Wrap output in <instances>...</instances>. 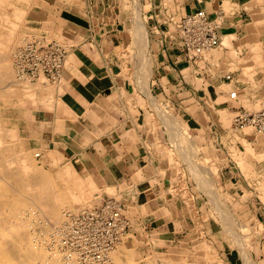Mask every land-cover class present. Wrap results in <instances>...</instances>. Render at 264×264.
<instances>
[{
    "label": "crops",
    "instance_id": "1",
    "mask_svg": "<svg viewBox=\"0 0 264 264\" xmlns=\"http://www.w3.org/2000/svg\"><path fill=\"white\" fill-rule=\"evenodd\" d=\"M64 1L51 12L59 15L55 24L70 31L72 42L80 43L62 69L55 91L59 108L45 109V117L36 119L38 124L31 129L36 145L79 159L99 182L101 199L112 197L124 207H142L138 210L145 214L140 222L146 227L155 223L152 229L157 233L181 229L182 234L174 235L179 240L191 235L189 214L182 210L179 217L167 220L158 214L169 199L175 204L181 201L171 188L184 191L197 208L194 221L210 233L224 263L245 264L242 249L229 242L224 231L216 230L219 220L211 198L221 205L229 201L226 205L237 208L248 228L247 255L264 260V141L244 134L233 122L240 108L264 109V0ZM200 9L220 18L219 45L209 50L210 55L192 60L182 50L179 26L183 16ZM136 17L147 31L143 46L150 73L145 92L134 82L137 76L126 71V57L120 52L138 30ZM162 95L187 123L189 133L193 130L191 140L178 127L183 139L176 125L166 124L182 138L175 144L183 146V155L170 145V135L160 131L163 123L152 118V103ZM162 111L158 115L166 122ZM244 143L252 150L241 155L238 148L245 149ZM177 157L181 163H176ZM192 159V165L199 167L195 177ZM222 194L231 198L221 200Z\"/></svg>",
    "mask_w": 264,
    "mask_h": 264
},
{
    "label": "rangeland",
    "instance_id": "2",
    "mask_svg": "<svg viewBox=\"0 0 264 264\" xmlns=\"http://www.w3.org/2000/svg\"><path fill=\"white\" fill-rule=\"evenodd\" d=\"M62 1L63 0H7V3L3 7L4 9L0 8L1 9V11H0L1 15H3L2 10H4L3 12H6V13H4L5 16L7 17L6 19H8L12 22L18 23L17 30L20 31V33L22 34V37L19 39L21 41H19V40H18V42L15 41L16 38L11 40V42H17V43L13 46V48H10L11 50H9V52H8L9 53L8 55H10V56H8V59L10 61V67H11L12 71L14 70L13 72H15V71H17L18 73L20 72L19 75H18V73H16V79L18 78L17 80L20 82L18 83V85L17 84L14 85V88H13V90H11V92L6 93L7 96H4L2 99H0V116H1V122L4 124V127L14 128L16 130V132L19 134L18 135L19 137H17V139L15 138V140H14L15 153H17L19 155L21 153H25V152L28 153L32 157V159L36 162L37 167L39 169L46 170L49 173H52V175L56 179V182L58 183V185L60 187H62L65 191L71 190V189L77 190L75 188L78 187V184L76 183V181H78V179H79L78 177H80V179H79L80 181H82L84 179V177H85V179H88L87 182H85L86 180L84 181L86 183V185L85 184L81 185L82 187L79 185L78 192L80 195L77 193V191H75V193L78 194L76 196L77 198L75 197L73 199H70V201L72 202L71 205H67L66 207H64V209H62V213L63 214L65 213L62 216V218H64L67 211H70V210L78 211V210H82V209H87V208H91V207L95 206L96 204H98L102 200L100 197V195H101L100 184H99V182H97L93 178L92 175L89 174L91 176V179H92L90 181H91V183H92V181L95 182V183H93L95 186L93 184H91L92 186L89 185L90 176L87 174L86 168L84 166H82L79 159H74V158L68 157L65 155L66 153L64 151L57 150L56 148L49 147V148L44 149V148H40L39 146L36 145L34 135L31 132V129L35 125L37 126L38 122H36V119H39L40 116L45 117V114L47 113L45 109H53V108H55V106L57 108H59V105H60L59 103L61 101H60V99L57 96V93L55 91L58 92L57 88H58L59 82L61 80L62 70L56 78L51 77L48 72L43 71V70H39L37 73H32L31 72V68H32L31 66L26 65L25 69H24L23 64H22V59H24V60L28 59V61L30 63H32V61L29 60L30 56H28L26 58H22L21 52H20L22 49L25 48V49H28V50H25V52L27 51V53L29 54L30 53V52H28V51H30L29 49L37 48L38 44H40L41 47L45 46V48L47 46H50V45H58L65 52V57L63 59V66H65V61H67L70 58L71 54L73 53V49L80 42H72L68 38L70 35V31H65L64 29H62L61 24H60L61 26L55 24L56 22L58 23V21L60 22L59 15H56V14L51 13V12L56 11V7H60L62 5ZM64 2H69V0H65ZM9 4L11 6H9ZM15 8H17L20 11L22 10V12H24L22 19H16V17H15L16 15L14 14ZM135 10H136V8H135ZM134 15H136V14H134ZM133 16H132V19H133ZM1 18H2V16H0V19ZM5 22L1 21V24H4V26H0V27H1V31H3V35H4L3 40L8 41L6 36L9 33L8 31H10L11 27L8 25L9 23H5ZM129 26L132 28V25H129ZM8 27H9V29H8ZM145 32L147 33L146 30H143V34ZM139 33H142V32L141 31L138 32L137 30L134 29V34H133V37L131 39V42H129V45L125 47L126 49L122 48L120 52L123 53L122 55L124 57H126V59H125L126 71L131 76L135 75L134 78L137 76L135 78L134 82H137L139 87L142 90H144V92H145L147 90L146 88L149 87V85H148V83H149L148 74H147L146 78L144 77L142 80L141 79L142 74L145 73V71L142 70L141 71L142 73H141L139 70H140V67L143 66V69H145V67H146L145 65H147V66L149 65V71H150V59H149L147 53H145V51H144L145 47L142 45L144 42V39L140 40V37H138ZM140 35H142V34H140ZM32 36H33V38H32ZM23 40L26 42V44ZM27 40H28V42H27ZM139 41H143V42H139ZM19 42H20V44H18ZM39 42H41V43H39ZM140 43H142V44L140 45ZM29 46H33V47H29ZM14 50H15V52H14ZM140 51L141 52L143 51V54L144 53L145 54L144 55L141 54ZM206 54L210 55L209 51L206 52ZM14 55H16V56H14ZM145 55H147V56H145ZM17 57H19V59ZM20 69L24 74L26 73L25 75L22 74L24 76V78L21 75V71H18ZM62 69H63V67H62ZM138 78H139V80H138ZM45 80H46V83L40 82V81L45 82ZM37 81H38V83H37ZM142 81H143V83H145L144 84L145 87H144V85L140 84V82H142ZM24 82H26V83H24ZM28 82H30V83H28ZM35 86H39V87H35ZM155 101H156V103H152V102H150V100L144 99V103L148 102V103L153 104L154 109L151 111V114H152V118H154L155 122L158 120L159 123L164 124V125L162 124V127L160 124V127H159L160 131L163 134H169L170 135L171 142H173L170 145L171 146L174 145L176 147V149L178 148L177 150L179 152L181 151L180 154L183 155L182 154V152H183L182 147L183 146L181 148H179L178 145L176 146V144H175V143H180L181 140L179 141V138H177L178 136H174V134L171 133L170 128L167 126L168 124L166 122H168L170 120L164 118V120L166 121V122H164L159 117L160 115H158V112H159L158 108H161V109L163 108V110H164L163 112H165L164 114H166L167 116L169 115L170 118H172L171 117L172 114L174 115V117H177V119L179 120V123L181 122L182 124L180 123L181 125H179L176 123V125H178L179 127L181 126V132H183L184 135L190 134V136L193 138V134H194L193 130H191L189 133L187 123L184 122L182 117L179 114H177V112L175 111V109L172 106H170L171 103H169L163 95L160 96L159 98L156 97ZM257 110H259V109H257ZM56 114H58V115L60 114L59 109L57 110ZM31 122L33 123L32 125H31ZM176 130L178 131V128H176ZM242 130L244 131L243 132L244 134H247V135L248 134H255V136L257 137V139L259 141H264V132L258 131L253 126L248 125V126L242 128ZM254 130H257V133H254ZM179 136H181V134H179ZM7 140H8V138H7ZM244 145L246 147L245 149L243 146L241 148H238V150H240L241 155L243 154L241 151H251L252 150L250 148L251 147L250 145H246V143H244ZM190 150H191L190 155L193 156V152H195V151H193V150H195L193 144H191ZM198 150H200V149H198ZM202 150H205L206 152H208L206 148H204ZM19 151H20V153H18ZM166 154H167V152H166ZM53 155H54V157H53ZM261 156H264V155H261ZM57 158H58V160H57ZM184 158L186 159V158H188V156L184 157ZM174 160L176 161V163H178V162L181 163V160H179L178 157H177V159H174ZM168 161H170L169 158H168ZM171 161L173 162V160H171ZM240 161L245 162V159L242 160L240 158ZM192 164H193V161L191 160V165ZM241 164H242V166H246L243 162ZM195 166L196 165H194V167ZM195 168L198 169L197 166ZM62 172H64L65 174ZM68 173H69V175H68ZM70 173H71V175H70ZM198 173L199 172H197V174ZM79 174H80V176H79ZM73 175L74 176L78 175V176L74 178ZM61 176H67L68 178H66V180H64V178H62ZM197 180H199V178ZM73 181H74V184H73ZM96 184H97V186H96ZM74 185H75V188H74ZM87 185L89 186V188H87ZM67 186H70L69 187L70 189H68ZM93 186H94V188L91 189V187H93ZM95 187H98V188H95ZM88 189H89V191H88ZM175 189H176V187L175 188L173 187L170 190V192H173V194H175V198L181 197L182 198L181 201H179L175 204V202L173 200L169 199L167 201V203H168L167 206L161 208L160 214H158V215L160 217H162L163 219L167 220L168 218L177 217L178 214H180L179 211H182V210L185 211L186 213L189 214V217L191 219V222L189 224V225H191V227L189 228V230L191 231V235H189V236L187 235V237L185 239L179 240L175 236L178 234H182V231H181V229H179V231L174 230L173 227L170 228V230H169L170 233H168V232L157 233L156 232L157 230L155 228L152 229V227H154L155 223L149 224V226L146 227L145 224L142 223L143 221L140 222V218L142 219V216H144V214H145L144 210L142 212L140 211L142 207H139V208H137L135 206L124 207V210L126 211L130 220H132L131 221V228H130L128 234L134 235V237H133L134 242H133V244H131V246L128 250V252L129 251L130 252L128 253L127 250H124L123 248L120 247V244L123 242V241H121L116 246L115 251L113 252L112 255L117 253L118 256L121 257V259L120 258L119 259L122 262L124 261L123 263H125L127 261V263H125V264L132 263V261H130V259H133V261L135 260L134 261L135 263H136V261H138L137 264H225L224 261L222 260V254H220L219 249L214 244V242H215L214 239L209 236L210 233L209 232L207 233V231L205 232V230L202 228L203 224L194 221V220H196V218H198L196 216L197 208H196V206H194L193 201L191 199V196H189L188 194L186 195L184 193V191H182V190H181L182 191V194H181L180 190H175ZM86 190H87V192H86ZM89 192L92 195L87 194ZM82 193H83V196H82ZM85 193L87 195H89V198H87V195L85 196ZM90 195H91V197H90ZM97 195H98V197H97ZM79 197H81V198H79ZM170 198H173V197H170ZM221 198H220L221 200L230 199L231 196L229 194H226V195L222 194ZM188 199H190V200H188ZM218 201H220V200L218 199ZM181 202L182 203L184 202V204H181ZM216 202L217 201H215L214 199L211 200L212 209L216 215V218L219 220L218 221L219 224L216 223V225H217L216 230L220 229V230L224 231L229 236V242L231 241V242H233V244L238 245L240 248H242V251H243L242 254L244 255V252H246L245 255H247V252L249 250V247H248L249 239H247L245 235L248 232V228L244 225L245 223L241 221V217L236 213L237 208L232 207V205H226L229 202L227 200H224L222 202V204L225 203V205H221V204H218ZM216 206H217V208H216ZM138 209H140V210H138ZM173 212L174 213L178 212V213L173 214ZM30 218L32 219V223L34 224V226L32 228H30L29 232L34 233L33 234L35 236L34 242H37L36 239L37 238L39 239V237L41 238V236L43 235V232H45V230H42V229H44L42 227V223L45 222V219L43 216L38 215V214H32V216ZM42 221H44V222H42ZM232 223H234V224H232ZM61 224H60V227H61ZM170 224H172V226L174 225L173 223H170ZM178 225H180L179 228H181L182 224H177V226ZM186 225L187 224H185V226ZM231 225H232V227H231ZM34 230H35V232H34ZM55 231L56 230L52 229L49 232L51 234V235L49 234V236H51L49 238L50 240L48 239L47 242L45 241L41 244V245H43L45 243L44 247L49 252L57 249L56 248V246H57L56 241H58L59 233L55 232ZM174 231H177V232L175 233ZM39 233L42 235H40ZM159 237H161L163 239H161ZM181 238H183V237H181ZM205 241H207V242H205ZM206 244H208V247ZM54 246H55V248H54ZM131 250H134V252ZM116 251H118V252H116ZM119 251H121V252L119 253ZM129 254H130V257H129L130 259L128 258ZM245 255L243 256V258H245V261L247 258H249V259H247L248 261L245 262L246 264L248 262H250V264H264V260H261V259L257 260L254 257H251V255H249V256L247 255L248 257L247 256L245 257ZM125 259H127V260H125Z\"/></svg>",
    "mask_w": 264,
    "mask_h": 264
},
{
    "label": "bare ground",
    "instance_id": "3",
    "mask_svg": "<svg viewBox=\"0 0 264 264\" xmlns=\"http://www.w3.org/2000/svg\"><path fill=\"white\" fill-rule=\"evenodd\" d=\"M7 3V0H0V8H3L5 4ZM10 3V2H9ZM9 6H11L9 4ZM138 7V6H137ZM4 9V8H3ZM1 11V9H0ZM2 10L3 15L0 19V26H4V24H1L2 22L9 23L8 25L11 27L9 33L7 34L8 41H4V35L3 31H1L0 27V99H2L4 96H7V92H11L13 90L14 85L20 82L16 79V73L17 71L13 72L10 67V61L8 59L9 50L10 48H13V46L18 42V40L22 37V34L20 31L17 30L18 23L12 22L5 16ZM16 19H22L24 12L22 10H18L15 8ZM136 26L137 31L142 32L138 34V37H140V40L144 39V42H147V33L144 35L143 30H146L145 26L143 25V21L140 17H136ZM7 27V26H6ZM9 29V27H8ZM142 34V35H140ZM14 37V38H13ZM25 37V36H24ZM28 37V36H27ZM11 38V39H10ZM16 38V39H15ZM33 38V36H32ZM15 39L17 42H11V40ZM24 39V38H23ZM26 39V38H25ZM28 39V38H27ZM139 39V38H138ZM21 41V40H19ZM24 41V40H23ZM25 42V41H24ZM28 42V40H27ZM143 42V41H139ZM143 42V43H144ZM20 44V42L18 43ZM26 44V42H25ZM142 43H140L141 45ZM143 45V44H142ZM146 45H144L145 47ZM143 47V48H144ZM15 49V48H14ZM126 49V48H125ZM132 49V48H131ZM142 49V48H141ZM147 48L144 49L146 51ZM143 50V49H142ZM20 51V50H19ZM119 51V50H118ZM124 51V50H123ZM15 52V50H14ZM21 52V51H20ZM126 52V51H125ZM141 52V51H140ZM19 54V53H18ZM123 54V53H121ZM143 54V51L141 52ZM145 54V53H144ZM143 54V55H144ZM20 55V54H19ZM125 55V54H124ZM132 55V54H131ZM16 56V55H14ZM147 56V55H145ZM19 59V57H17ZM22 59V58H21ZM138 61V60H137ZM136 61V62H137ZM14 63V62H13ZM147 63V62H146ZM141 65V64H140ZM145 65V64H144ZM145 69H143V66L140 67V72L143 70L145 73H143V76L149 74V66L145 65ZM18 69V68H17ZM126 69V68H125ZM135 70V69H134ZM18 71H21L18 70ZM125 71V70H124ZM131 71V70H130ZM148 72V73H147ZM20 73V72H19ZM18 73V75H19ZM142 73V72H141ZM25 75L21 71V75ZM132 74V73H131ZM22 75V76H23ZM43 76V75H42ZM19 77V76H18ZM29 77V76H28ZM46 77V76H45ZM24 78V76H23ZM144 77L141 79L143 80ZM30 79V78H29ZM45 79V78H44ZM149 79V78H148ZM147 79V80H148ZM41 80V79H40ZM39 81V80H38ZM37 81V83H38ZM50 81V80H49ZM48 81V82H49ZM23 82V81H22ZM41 83H46L44 81H40ZM26 83V82H24ZM30 83V82H28ZM36 83V82H35ZM36 83V84H37ZM142 85L145 84L143 81L141 82ZM32 84V83H31ZM33 85V84H32ZM40 85V84H39ZM26 86V85H25ZM45 86V85H44ZM133 86V85H132ZM145 86V85H144ZM28 87V86H27ZM39 87V86H35ZM31 88V87H30ZM147 89V88H146ZM149 90V89H148ZM149 93V92H148ZM147 93V94H148ZM13 95V94H12ZM156 98V97H155ZM32 99V98H31ZM147 99V98H146ZM156 105V104H155ZM161 108H158V111L160 112ZM163 110V108L161 109ZM157 111V112H158ZM163 112V111H162ZM161 116H164V118L170 120L167 122L168 125H181L177 119H173L174 115L171 116L173 118H170L169 115L163 113ZM159 114V113H158ZM161 118V117H160ZM177 126V127H176ZM175 128H178L179 126L176 125ZM180 128V127H179ZM178 128V130H179ZM163 129V128H162ZM169 131V130H168ZM173 132V131H172ZM177 134V132H176ZM175 134V136H176ZM178 134L179 131H178ZM19 134L16 132L14 128H6L4 127V124L1 122V116H0V264H64L63 260L61 258L60 253L58 250L53 251H47V249L44 247L45 243L41 245L43 242H47V240L51 237L49 236V232L53 229L56 230L55 232L60 233L62 231V225H64V222L66 220V215L64 218L62 216L65 214L62 213V209L66 207L67 205H71L70 199L75 198L79 192L78 187L79 185H86L85 182H87L88 179H84L80 181V177H78V181L76 183L78 184V187L74 188L77 190H67L65 191L62 187L58 185L56 182V179L52 175V173H49L46 170L39 169L36 165V162L32 159V157L28 153H21L20 155L15 153L14 149V140ZM184 135V134H183ZM169 136V135H167ZM178 136V135H177ZM179 137V136H178ZM181 137H183L181 135ZM186 137V136H185ZM8 138V140H7ZM10 138V139H9ZM182 139V138H180ZM179 139V141H180ZM184 139V137H183ZM190 139V138H189ZM192 139V137H191ZM188 140V139H187ZM192 142V141H191ZM182 143V142H181ZM193 144V143H192ZM178 144H176L177 146ZM194 145V144H193ZM148 146V145H147ZM195 146V145H194ZM175 149V148H174ZM248 149V148H247ZM23 151V150H22ZM53 151V150H52ZM55 151V150H54ZM191 151V150H190ZM195 151V150H193ZM24 152V151H23ZM49 152V151H48ZM170 153H173V151L170 149ZM181 152V151H180ZM185 152V151H184ZM20 153V151L18 152ZM169 153V154H170ZM50 154V153H49ZM168 154V153H167ZM174 154V153H173ZM186 154V153H185ZM188 154V153H187ZM186 154V155H187ZM235 154V153H234ZM190 155V154H189ZM188 155V156H189ZM169 156V155H168ZM171 156V155H170ZM175 157V154L173 155ZM191 156V155H190ZM36 157V156H35ZM54 157V155H53ZM173 157V158H174ZM193 157V156H192ZM62 158V157H61ZM171 158V157H170ZM169 158V159H170ZM244 158V157H243ZM53 160V159H52ZM58 160V158H57ZM243 160V159H242ZM179 161V160H178ZM177 161V162H178ZM193 161V159H192ZM186 162V161H185ZM188 164H190L188 162ZM59 165V164H58ZM248 166V165H247ZM190 167V165H189ZM201 167V166H200ZM66 168V167H65ZM194 177L197 176L198 169L191 165ZM194 168V169H193ZM199 168V167H198ZM206 168V167H205ZM93 170V169H92ZM50 171V170H49ZM87 171V170H86ZM85 171V172H86ZM91 171V170H90ZM201 172V171H200ZM208 172V171H207ZM205 172V173H207ZM58 173V172H57ZM64 173V172H62ZM83 173V172H82ZM180 173V172H179ZM65 174V173H64ZM196 174V175H195ZM202 174V173H201ZM208 174V173H207ZM206 174V175H207ZM210 174V173H209ZM69 175V173H68ZM71 175V173H70ZM84 175V174H83ZM89 175V174H88ZM106 175V174H105ZM203 175V174H202ZM74 176V175H73ZM78 175L74 176L77 177ZM80 176V174H79ZM90 176V175H89ZM66 180L68 178L67 176H61ZM60 177V178H61ZM95 177V176H93ZM97 177V176H96ZM106 177V176H105ZM205 177V174H204ZM209 177V175H207ZM199 178V176H198ZM196 177V179H198ZM206 178V177H205ZM71 179V178H70ZM95 179V178H94ZM111 179V178H110ZM210 180V178H208ZM86 180V181H85ZM92 180L91 176L89 178V181ZM202 180V179H201ZM85 181V182H84ZM88 181V182H89ZM97 181V179H96ZM107 181V180H106ZM105 181V182H106ZM71 182V181H70ZM98 182V181H97ZM180 182V181H179ZM72 183V182H71ZM95 182L91 181L89 182V185L93 184ZM109 183V182H108ZM197 183V182H196ZM206 183V182H205ZM210 183V182H208ZM74 184V181H73ZM106 184V183H105ZM199 184V182H198ZM94 185V184H93ZM205 185V184H204ZM92 186V185H91ZM95 186V185H94ZM91 187L92 188H94ZM97 186V184H96ZM110 186V185H109ZM175 186V185H174ZM180 186V185H179ZM182 186V185H181ZM207 186V185H206ZM212 186V185H211ZM70 186H67L68 189ZM82 187V186H81ZM80 187V188H81ZM86 187V186H85ZM102 187V186H101ZM199 187V186H198ZM201 187V185H200ZM205 187V186H204ZM72 188V187H71ZM79 188V189H80ZM87 188L89 186L87 185ZM98 188V187H95ZM105 188V187H103ZM112 188V187H111ZM109 188V189H111ZM208 188H210L208 186ZM247 188V187H246ZM107 189V188H106ZM108 189V190H109ZM114 190V188H112ZM111 189V190H112ZM172 189V188H171ZM105 190V189H104ZM176 190V189H175ZM208 190V189H207ZM77 191L78 194L75 193ZM89 191V189H88ZM107 191V190H105ZM87 192V190H86ZM81 193V192H80ZM93 193V192H92ZM173 193V192H172ZM178 193V192H177ZM180 193L182 194V191L180 190ZM87 194H91L90 192ZM85 193V196L87 195ZM184 194V193H183ZM186 194V193H185ZM80 195V194H79ZM92 195V194H91ZM90 195V197H91ZM83 196V193H82ZM243 196V194H242ZM98 197V195H97ZM212 197V196H211ZM77 198V197H76ZM81 198V197H79ZM87 198H89V195H87ZM186 198V197H185ZM214 198V197H213ZM190 200V199H188ZM212 200V199H211ZM217 201L216 203H218ZM223 202V201H222ZM84 203V202H83ZM141 204V203H140ZM221 204V203H220ZM218 205V204H217ZM217 208V206H216ZM215 208V209H216ZM219 208V207H218ZM225 208V207H224ZM194 209V208H193ZM195 210V209H194ZM218 210V209H217ZM221 211V210H220ZM219 211V212H220ZM224 213V212H223ZM32 214H38L44 217L45 222L42 223V227L45 230L43 232V235L39 239L37 238V242H34V233H30L29 230L34 226L32 223V219L30 218ZM233 215V214H232ZM37 216V215H36ZM34 217V216H33ZM34 219V218H33ZM223 220V219H222ZM54 222V223H53ZM40 223V224H41ZM53 223V224H52ZM62 223V224H61ZM61 224V227H60ZM234 224V223H232ZM40 226V225H39ZM227 227V226H226ZM230 227V226H229ZM232 227V225H231ZM230 227V228H231ZM41 228V227H40ZM36 229V228H35ZM199 229V228H198ZM200 230V229H199ZM33 232V231H32ZM35 232V230H34ZM42 233V232H41ZM52 233V232H51ZM129 233V232H128ZM57 234V233H56ZM51 235V234H50ZM133 234H127L121 241H123L120 244V247L124 250H129L131 244L134 242V235ZM246 236V235H245ZM57 237V236H56ZM35 240V241H36ZM50 240V239H49ZM56 241V240H55ZM238 241V240H237ZM243 241V240H242ZM57 242V241H56ZM207 242V241H205ZM241 242V241H240ZM239 242V243H240ZM210 243V242H209ZM208 243V244H209ZM243 243V242H242ZM208 244L207 247H208ZM214 245V244H213ZM211 247V246H210ZM213 247V246H212ZM55 248V246H54ZM132 249V248H131ZM242 249V248H241ZM211 250V249H210ZM115 251V250H114ZM113 251V252H114ZM134 252V250H131ZM245 251V250H244ZM118 252V251H116ZM121 251H119L120 253ZM123 252V251H122ZM126 252V251H125ZM130 252V251H129ZM128 252V253H129ZM206 252V251H205ZM243 252V251H242ZM127 253V254H128ZM113 254V253H112ZM122 254V253H121ZM139 254V253H138ZM212 254V253H211ZM246 252H244V255ZM151 255V254H150ZM206 255V254H205ZM209 255V254H208ZM207 255V256H208ZM243 255V256H244ZM247 255H245L246 257ZM130 257V254L128 258ZM141 257V256H140ZM248 257V256H247ZM121 257L118 256V254L111 255V264H125L120 259ZM143 258V257H142ZM130 259V258H129ZM128 259V260H129ZM245 259V258H244ZM249 259V258H247ZM246 259L245 262L248 260ZM127 260V259H125ZM150 260V259H149ZM132 263L130 264H137L133 261V259H130ZM129 261V262H130ZM128 262V263H129ZM252 263V262H251ZM246 264V263H245ZM247 264H250L248 262Z\"/></svg>",
    "mask_w": 264,
    "mask_h": 264
},
{
    "label": "built area",
    "instance_id": "4",
    "mask_svg": "<svg viewBox=\"0 0 264 264\" xmlns=\"http://www.w3.org/2000/svg\"><path fill=\"white\" fill-rule=\"evenodd\" d=\"M220 18H211L203 9L186 14L180 20L182 50L195 60L219 45L218 27ZM41 43V42H39ZM33 47V46H29ZM21 50L25 69L31 72L46 71L56 78L63 67L64 50L58 45L40 46ZM34 50V51H33ZM232 97L236 92L231 93ZM235 127L253 126L264 132V109L250 111L240 108L233 117ZM131 220L124 206L112 197L102 199L91 208L66 212V220L59 233L57 250L64 264H111V255L116 246L128 234Z\"/></svg>",
    "mask_w": 264,
    "mask_h": 264
}]
</instances>
